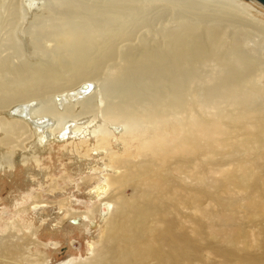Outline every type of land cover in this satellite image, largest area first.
Wrapping results in <instances>:
<instances>
[{
  "label": "bare ground",
  "instance_id": "obj_1",
  "mask_svg": "<svg viewBox=\"0 0 264 264\" xmlns=\"http://www.w3.org/2000/svg\"><path fill=\"white\" fill-rule=\"evenodd\" d=\"M255 12L261 14L240 0H0V111H8L0 131L17 136L22 126L31 132L30 149L41 153L59 145L66 155L78 145L84 154L77 161L92 164L104 160L101 155L111 145L123 148L131 130L142 135L144 117L158 124L162 118L178 119L174 139L156 133L144 144L148 162H127L115 151L113 162L121 160L125 173L110 166L116 174L90 189V198L101 200L99 210L94 206L70 215L71 223L81 227L84 217L97 211L103 222L115 205L120 211L118 220L108 222L99 257L89 264H145L156 245L145 231L149 225L153 234L160 217H170L168 233L172 223L181 232L190 223L208 237L218 230L214 220H225L220 208L237 210L245 202L248 211L264 214L258 187L251 194L245 190L258 179L253 168L264 150V85L257 79L261 62L246 44L264 52V24L253 17ZM241 47L248 55L240 54ZM105 68L107 79L97 84L94 78ZM83 83L89 87L82 89ZM14 108L26 116L14 115ZM99 117L108 120L107 126L97 124ZM218 144L220 149L233 146L241 156L229 162L240 165L235 187L245 194L243 201L223 198V185L208 171L207 157ZM167 163L184 184L173 187L162 180L159 173ZM131 174L138 182L128 200L123 192L133 184ZM209 188L215 190V206L201 196ZM111 189L120 194L114 202L107 199ZM176 206L190 213L183 219ZM219 231L228 243L249 239L243 232L232 237L223 226ZM181 236L176 246L185 248ZM253 236L252 243L263 248L264 233ZM25 237L0 246V264L45 263L24 259L32 246Z\"/></svg>",
  "mask_w": 264,
  "mask_h": 264
},
{
  "label": "rangeland",
  "instance_id": "obj_2",
  "mask_svg": "<svg viewBox=\"0 0 264 264\" xmlns=\"http://www.w3.org/2000/svg\"><path fill=\"white\" fill-rule=\"evenodd\" d=\"M240 1L257 8L261 14L255 12L252 15L264 24V7L252 0ZM52 44V42H47L48 46ZM246 44L254 52L253 59L256 62H261L260 77L257 79L260 85L262 81V85H264V52L258 47H253L249 42H246ZM241 49L243 51L240 54L248 55L246 49L242 47ZM106 69L95 76L94 81L97 84L101 83L100 80L107 77ZM65 77L68 78L70 75L68 74ZM7 112L1 110L0 119H8ZM165 120L168 121L166 122ZM165 120L162 118L160 120L161 124H158L149 120V117H144V133L142 135L131 130L129 135L124 137L127 143L124 142L123 148H119L121 145H111L101 155L104 160L100 162L91 160L93 165L88 164V162L81 164L77 161L79 158L78 154H84L83 148L78 145L69 147L70 151L68 150L66 155L59 151V145L54 146L53 150L49 149L47 152L41 153L36 149H30L28 143L32 137L31 132L22 128V126L18 127L20 129H16L17 136H14L12 132L0 131V246L4 243H9L10 240H19L25 234L26 237L32 240V246L27 249L28 252L26 251L25 255L23 254L24 259L29 261L33 259V261H38L39 259L44 261V264H89L93 259L98 258L100 247H102V239L108 233L109 220H118L116 218L117 214L120 216V211L117 213L118 207L115 205L108 221L105 220L103 222L102 219H99V213L95 211L97 214L94 213V216L84 217L81 227L74 226L71 223L73 217L70 215L87 213L93 210L94 206H96V210H99L101 200L91 199L90 189L103 181L107 182L108 175H115L116 173L122 175L125 173V170L120 166L121 160L132 163L148 162L150 154L145 152L144 144L156 138V133L167 135V138L172 139L178 136V119L170 116V118H165ZM98 121L99 123L97 124L102 127L108 124V120L101 119V117H99ZM115 124L125 126L123 122L119 121ZM126 126L128 125L126 124ZM138 136L139 138L133 139V137ZM115 151H118V155L122 157L116 164L113 162V159L116 158ZM234 151L237 150L233 146L220 149L219 144L215 145L211 149V154L207 157L208 171H211L212 176L223 185L224 191H219L223 198L229 197L243 201L245 194L235 187V183L238 182L239 177L242 175V171L239 170L240 165L229 162L231 157L240 160V154ZM221 153L230 154V156L223 157ZM262 154L263 158L257 161L253 168L258 172V175H256L258 179L249 184L250 189L242 188L246 190L247 194H251L258 187L257 193L264 197V181H262L264 179V171L262 169L264 165V150ZM89 165L92 166L91 169L88 168ZM110 166L117 167L119 171L116 173L111 172ZM27 167H29V170H27ZM172 169L173 166L167 163L159 174L162 180L166 181L170 186L179 187V182H181L179 175ZM213 171H218L219 173H214ZM131 178L134 180L133 184L125 188L123 192V196L128 200L134 195V186L138 182L135 181L133 174H131ZM189 182L192 183L190 180ZM196 183L193 181L194 188H197ZM115 190L111 189L110 195H112V198L109 195L108 200L114 202L115 198L118 199L120 194ZM207 190L211 191V193L207 191L206 194H201V196L207 201V204L215 206L212 202L213 199H216L214 198L215 190L211 188ZM226 201L228 200L223 202ZM244 203L241 209H237L239 213H235L237 210H223L220 208L219 212L225 220H214L218 230L211 232L208 237L197 233L196 229L198 226L190 223H188V227L183 232L177 226H173L172 223L168 233L167 225L170 223V217H158L155 232L150 234L151 226L149 225V230L146 229L145 231L146 235L149 234V239L155 240L156 245L155 249L152 247V250H150L153 260L151 257H147L144 263L233 264L232 260H238L243 264H253L255 260L264 259V247L262 248L261 245L252 243L255 238L253 233H264V214L261 215L258 211H248L244 207ZM175 212L181 214L183 219V213H190L189 210H184L183 212L178 210V206L175 207ZM91 223H95L96 227H92ZM221 226L232 237H235L238 232H243L245 237L249 239H245L246 241L241 239L244 243L225 242L222 238V233L219 231ZM162 231L165 232L163 233ZM181 235L186 237L187 248L181 245L176 246L178 238L182 239ZM164 236L167 238H164ZM214 237L215 240L218 239V242L222 239L220 244L213 239ZM190 257H193V261L192 258L188 259ZM228 259H230L229 262ZM8 262L12 263L13 261ZM26 263L27 261L24 264Z\"/></svg>",
  "mask_w": 264,
  "mask_h": 264
},
{
  "label": "water",
  "instance_id": "obj_3",
  "mask_svg": "<svg viewBox=\"0 0 264 264\" xmlns=\"http://www.w3.org/2000/svg\"><path fill=\"white\" fill-rule=\"evenodd\" d=\"M258 1L259 3H261L263 6H264V0H256ZM82 89L84 88H88L89 86L86 84V83H83L81 86H80ZM21 107V106H20ZM16 108H14V110H12V113L14 115H22V116H26V111L25 112H18L15 110ZM18 109V108H17Z\"/></svg>",
  "mask_w": 264,
  "mask_h": 264
}]
</instances>
